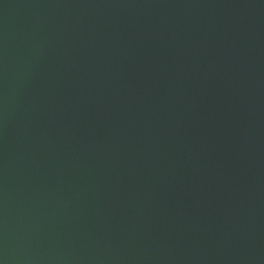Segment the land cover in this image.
I'll use <instances>...</instances> for the list:
<instances>
[{"label": "water", "instance_id": "obj_1", "mask_svg": "<svg viewBox=\"0 0 264 264\" xmlns=\"http://www.w3.org/2000/svg\"><path fill=\"white\" fill-rule=\"evenodd\" d=\"M0 264H264V0H0Z\"/></svg>", "mask_w": 264, "mask_h": 264}]
</instances>
